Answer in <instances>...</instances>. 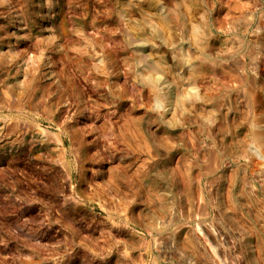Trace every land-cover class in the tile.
<instances>
[{"label":"rangeland","instance_id":"374dc122","mask_svg":"<svg viewBox=\"0 0 264 264\" xmlns=\"http://www.w3.org/2000/svg\"><path fill=\"white\" fill-rule=\"evenodd\" d=\"M0 264H264V0H0Z\"/></svg>","mask_w":264,"mask_h":264}]
</instances>
